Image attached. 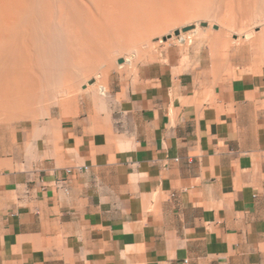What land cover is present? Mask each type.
<instances>
[{"label":"crops","instance_id":"obj_1","mask_svg":"<svg viewBox=\"0 0 264 264\" xmlns=\"http://www.w3.org/2000/svg\"><path fill=\"white\" fill-rule=\"evenodd\" d=\"M140 84L0 154V264H264V75Z\"/></svg>","mask_w":264,"mask_h":264},{"label":"rangeland","instance_id":"obj_2","mask_svg":"<svg viewBox=\"0 0 264 264\" xmlns=\"http://www.w3.org/2000/svg\"><path fill=\"white\" fill-rule=\"evenodd\" d=\"M62 1L51 0L55 29L61 27L59 21L64 18ZM171 3L173 16H157L151 24L165 27L148 33L145 42L138 37L145 29L138 27L132 39L139 41L137 45L113 49L109 59L95 69L87 71L78 66L73 82L60 78L58 87L44 89L36 102L26 103L33 109L28 114L1 116L0 112V154L23 157L31 152L29 147L35 144L42 126L76 113L84 100L105 105L110 96L121 98L118 94L130 93L144 85L140 83L170 72H191L215 79L264 75V0ZM109 31L116 45V30L109 27ZM59 89L62 91L58 97Z\"/></svg>","mask_w":264,"mask_h":264},{"label":"bare ground","instance_id":"obj_3","mask_svg":"<svg viewBox=\"0 0 264 264\" xmlns=\"http://www.w3.org/2000/svg\"><path fill=\"white\" fill-rule=\"evenodd\" d=\"M51 4L0 0L1 116L28 114L33 109L26 103L36 102L40 91L58 87L60 78L73 82L78 66L95 69L113 49L137 45L139 41L132 39L138 27L145 29L138 36L145 42L148 33L165 27L151 24L157 16L174 14L171 0H63L64 18L55 29ZM109 27L116 30V45Z\"/></svg>","mask_w":264,"mask_h":264}]
</instances>
